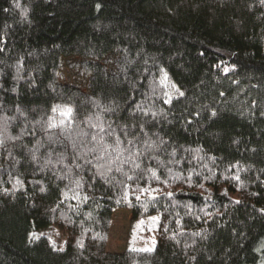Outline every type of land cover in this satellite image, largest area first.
Returning <instances> with one entry per match:
<instances>
[{
  "label": "trees",
  "instance_id": "obj_1",
  "mask_svg": "<svg viewBox=\"0 0 264 264\" xmlns=\"http://www.w3.org/2000/svg\"><path fill=\"white\" fill-rule=\"evenodd\" d=\"M0 264H264V0H0Z\"/></svg>",
  "mask_w": 264,
  "mask_h": 264
},
{
  "label": "rangeland",
  "instance_id": "obj_2",
  "mask_svg": "<svg viewBox=\"0 0 264 264\" xmlns=\"http://www.w3.org/2000/svg\"><path fill=\"white\" fill-rule=\"evenodd\" d=\"M62 80L77 82L79 79L73 72L63 70ZM159 225V216L134 222L130 210H117L112 217L107 251L110 253H124L132 250L153 251L157 244ZM48 233L51 232L44 234Z\"/></svg>",
  "mask_w": 264,
  "mask_h": 264
},
{
  "label": "snow or ice",
  "instance_id": "obj_3",
  "mask_svg": "<svg viewBox=\"0 0 264 264\" xmlns=\"http://www.w3.org/2000/svg\"><path fill=\"white\" fill-rule=\"evenodd\" d=\"M17 7H19V5H17ZM137 199H139V197H137Z\"/></svg>",
  "mask_w": 264,
  "mask_h": 264
}]
</instances>
